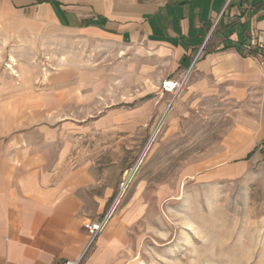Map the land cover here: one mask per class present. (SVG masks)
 <instances>
[{
  "label": "rangeland",
  "instance_id": "obj_1",
  "mask_svg": "<svg viewBox=\"0 0 264 264\" xmlns=\"http://www.w3.org/2000/svg\"><path fill=\"white\" fill-rule=\"evenodd\" d=\"M177 45L0 29V113H16L7 101L25 92L42 95L32 129L45 133L32 144L47 145L49 160L64 150L93 165L85 218L114 208L124 264H264L262 94L191 89L187 71L211 44L190 63Z\"/></svg>",
  "mask_w": 264,
  "mask_h": 264
},
{
  "label": "crops",
  "instance_id": "obj_2",
  "mask_svg": "<svg viewBox=\"0 0 264 264\" xmlns=\"http://www.w3.org/2000/svg\"><path fill=\"white\" fill-rule=\"evenodd\" d=\"M0 29L26 37L71 32L131 43L165 40L177 43L181 62L189 63L208 40L211 50L187 71L190 88L222 87L237 100L260 92L264 103V49L255 46L264 45V0H0ZM18 99L7 101L19 106L16 113H0V264L79 258L124 264L112 215L85 251L89 218L81 192L94 179L93 165L67 161L64 150L49 160L47 145L32 144L45 133L32 126L46 102L39 93Z\"/></svg>",
  "mask_w": 264,
  "mask_h": 264
},
{
  "label": "built area",
  "instance_id": "obj_3",
  "mask_svg": "<svg viewBox=\"0 0 264 264\" xmlns=\"http://www.w3.org/2000/svg\"><path fill=\"white\" fill-rule=\"evenodd\" d=\"M255 46L258 49H264V45L261 43H256ZM170 83L171 81H164L163 82V88L167 91H171L172 89H170ZM174 85H176V83H174ZM127 181H122L121 183V188L123 189V187L127 184ZM114 208L110 209L107 213H105V215L100 218V219H89L86 222L83 223V227L86 229L87 234H88V241L85 247V251L88 250L91 246V244L93 243V241L97 238V236L99 234H101V232L105 229L112 213H113ZM84 251V252H85ZM81 258L79 259H74V260H64L63 262H61L60 264H80L81 263Z\"/></svg>",
  "mask_w": 264,
  "mask_h": 264
},
{
  "label": "trees",
  "instance_id": "obj_4",
  "mask_svg": "<svg viewBox=\"0 0 264 264\" xmlns=\"http://www.w3.org/2000/svg\"><path fill=\"white\" fill-rule=\"evenodd\" d=\"M257 146L254 147L250 152H248V154L246 155L245 159H249L251 157V155L253 154V152L256 150ZM261 152L264 154V138L261 142Z\"/></svg>",
  "mask_w": 264,
  "mask_h": 264
},
{
  "label": "bare ground",
  "instance_id": "obj_5",
  "mask_svg": "<svg viewBox=\"0 0 264 264\" xmlns=\"http://www.w3.org/2000/svg\"><path fill=\"white\" fill-rule=\"evenodd\" d=\"M169 86H170V89H172V90H171V91L169 90L168 92H171V93L173 92V93H175L174 90H175V88L177 87V85H174V83L171 82ZM124 177H125V176H124Z\"/></svg>",
  "mask_w": 264,
  "mask_h": 264
}]
</instances>
